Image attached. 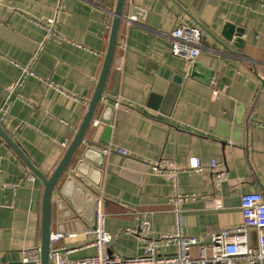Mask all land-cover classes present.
<instances>
[{
    "label": "crops",
    "instance_id": "obj_1",
    "mask_svg": "<svg viewBox=\"0 0 264 264\" xmlns=\"http://www.w3.org/2000/svg\"><path fill=\"white\" fill-rule=\"evenodd\" d=\"M126 1L143 16L120 22L101 100L114 108L105 113L112 121L106 152H91L90 162L79 167L81 174L75 171L81 146L57 182L53 201L65 204L63 212H73L64 221L77 222L64 228L79 234L82 225L92 224L94 210L77 185L94 200L100 196L105 229L112 237L109 252L135 257L142 254L143 243L126 229L136 227L140 217L150 222L156 238L174 233L169 200L184 195L182 232L209 245L213 232L242 223L241 195L264 196V0H198L199 21L206 29L219 34L227 24L233 39L243 31L244 44L236 48L220 38L223 48L202 28L201 50L193 61L169 51L167 36L177 24L198 25L174 0ZM180 1L189 5L192 0ZM114 6L115 1L99 0H0V87L7 89L20 67L34 59V76L10 94L2 129L46 177L86 114ZM56 14L55 36L44 40L43 24ZM4 100L0 97V105ZM193 159L199 161L198 170L190 168ZM212 161L225 172L218 185ZM42 193L43 185L0 137V264L20 263L23 250L40 245ZM215 197L222 208L206 209L204 199ZM55 214L54 207L53 234ZM247 237L256 247V232L248 229ZM73 245L64 238L57 243ZM174 251V244L159 242V255ZM93 253L86 248L69 257ZM236 264L247 262L239 258Z\"/></svg>",
    "mask_w": 264,
    "mask_h": 264
},
{
    "label": "built area",
    "instance_id": "obj_2",
    "mask_svg": "<svg viewBox=\"0 0 264 264\" xmlns=\"http://www.w3.org/2000/svg\"><path fill=\"white\" fill-rule=\"evenodd\" d=\"M130 19L135 21L136 17H130ZM57 21V14L45 21L43 24L44 40L55 36L54 27ZM202 30L200 25L177 24L167 36L170 53L175 57L193 61L201 50ZM33 61L21 66L19 77L7 87L8 96L0 105V121L8 111L11 102L10 94H14L27 77L34 76ZM103 152H106V149ZM118 152L121 155H126L125 151L118 150ZM211 167L215 174L214 183L218 185L225 178L224 169H220L214 161L211 162ZM190 168L198 170L200 168L199 161L193 159ZM154 169L160 170L159 167H154ZM185 199L186 196L176 194L169 200L176 222V229L172 234H160L156 238L152 234L150 222L140 217L137 218L136 227L126 229V233L134 235L143 243L142 254L135 257H121L108 250L112 237L105 229L106 216L103 211V200L98 196L94 200L93 221L90 226L85 227L79 234H51L48 264H236L239 258L245 259L247 264H256L264 259V196L262 194L246 193L241 195L242 223L232 229L213 232L209 245L201 244L196 237L183 234L181 204ZM222 206V201L218 197L204 199L206 209L217 210ZM248 229L256 232V247H251L248 243ZM78 235L84 236L85 241L71 247L57 246V243L65 236ZM87 237H90L91 240L87 241ZM159 242H162L164 246L174 244V253L168 256L159 255L157 252ZM86 248H92L94 253L77 259L69 257L70 254ZM193 249L196 250L194 254H192ZM20 264H41L39 246L23 250Z\"/></svg>",
    "mask_w": 264,
    "mask_h": 264
},
{
    "label": "water",
    "instance_id": "obj_3",
    "mask_svg": "<svg viewBox=\"0 0 264 264\" xmlns=\"http://www.w3.org/2000/svg\"><path fill=\"white\" fill-rule=\"evenodd\" d=\"M102 3L107 4L108 2L115 1V6L112 11L113 19L110 27L109 37L106 52L104 55V60L102 64V68L100 71L99 78L96 83V87L93 93V96L88 104V108L86 114L77 129L72 141L69 146L65 150L63 157L61 158L58 165L55 167L53 172L49 177L44 176L21 152V150L14 144L11 137L7 135L2 129V123L0 121V137L13 149V151L19 156V158L23 161V163L27 166V168L31 171L33 177L38 179L40 183L43 185V193H42V201H41V234H40V262L41 264H48V255L50 249V236L52 234V225H53V210L56 208V216L55 220V231L59 234H70L72 231L65 229V226L72 224L73 222H77V219H73L72 221H64L65 218H72L74 216L73 212L70 210L69 212H63L65 204L63 202L54 203L53 201V192L55 186L59 179L68 172V168L76 153L80 150L81 146L83 150L80 154V161H77L75 171L81 174H84L79 167L80 165L85 166L83 161H88V155L91 152L99 153L100 150H105L106 146L109 143L110 133H111V125L112 121L108 117L105 116L107 111H114L113 107L101 105V100L103 97V90L107 80V76L109 74L115 48L117 46V36L119 31L120 22L125 20L128 16L134 17L136 15L143 16V12H141L137 7L131 6L127 3L126 0H99ZM179 10L187 16L191 21L200 25L204 30L207 31V34L221 47L227 48L226 45L220 41V38L223 39L227 43H231L236 48L243 47V41L240 40V37L243 35L242 30L236 31L235 37L233 39V35L231 33L230 26L225 24L220 31L219 34L213 33L206 29L201 22L199 21V8L200 1L192 0L189 5H185L180 0H174ZM194 65V64H193ZM194 68V67H193ZM193 70V69H191ZM189 72L191 75L193 71ZM8 96V91L0 87V97L5 99ZM101 105V113L97 118V122H93V118L95 113L97 112V108ZM92 163V162H91ZM96 164V162L94 163ZM100 166L99 164H97ZM78 190H80L82 198L86 201V203L91 202L92 211L94 210V198L90 193H87L83 190L80 185H77ZM93 221V220H92ZM70 222V223H69ZM91 222V221H90ZM92 223V222H91ZM84 225L76 232H82L84 230ZM75 232V231H74ZM66 244H76L79 242L85 241V237L82 235L74 236V237H64ZM20 264V263H13Z\"/></svg>",
    "mask_w": 264,
    "mask_h": 264
}]
</instances>
